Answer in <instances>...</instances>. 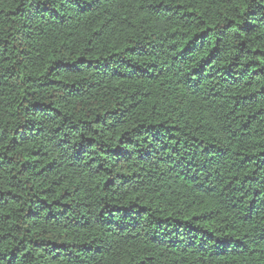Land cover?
<instances>
[{"label":"trees","instance_id":"1","mask_svg":"<svg viewBox=\"0 0 264 264\" xmlns=\"http://www.w3.org/2000/svg\"><path fill=\"white\" fill-rule=\"evenodd\" d=\"M0 264H264V0H0Z\"/></svg>","mask_w":264,"mask_h":264}]
</instances>
